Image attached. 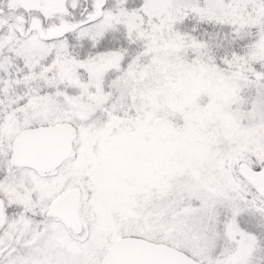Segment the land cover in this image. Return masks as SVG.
I'll list each match as a JSON object with an SVG mask.
<instances>
[{
	"label": "snow or ice",
	"instance_id": "6c2138e0",
	"mask_svg": "<svg viewBox=\"0 0 264 264\" xmlns=\"http://www.w3.org/2000/svg\"><path fill=\"white\" fill-rule=\"evenodd\" d=\"M0 264H264V0H0Z\"/></svg>",
	"mask_w": 264,
	"mask_h": 264
}]
</instances>
